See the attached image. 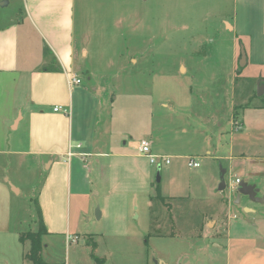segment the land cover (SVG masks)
Listing matches in <instances>:
<instances>
[{"label":"rangeland","instance_id":"374dc122","mask_svg":"<svg viewBox=\"0 0 264 264\" xmlns=\"http://www.w3.org/2000/svg\"><path fill=\"white\" fill-rule=\"evenodd\" d=\"M20 2L0 0V27L20 15ZM259 8L258 0H76L81 83L70 142L100 155L78 157L48 230L40 195L51 158L0 153V264H32L29 241L19 237L41 224V257L50 264H96L93 256L104 264H264V203L235 202L230 168L218 189L228 159L198 160L194 168L186 158L232 148L245 155L233 161L236 173L255 174L240 178L264 193ZM22 128L6 147H25ZM141 140L152 142L154 155L169 154L170 164L150 163L137 150ZM206 220L216 221L215 233Z\"/></svg>","mask_w":264,"mask_h":264},{"label":"crops","instance_id":"0c3cea01","mask_svg":"<svg viewBox=\"0 0 264 264\" xmlns=\"http://www.w3.org/2000/svg\"><path fill=\"white\" fill-rule=\"evenodd\" d=\"M10 1L14 0H8L7 5ZM20 1L21 5L17 10L20 15L0 27V153H26L51 158L47 166L51 172L49 183H44L40 195L43 220L50 230V224H53L51 206L63 198L64 181L65 183L69 181L73 166H78L80 162L78 157L100 154L90 150L85 153L86 151H80L84 147L80 141L75 148L70 142L73 93L77 89L76 85H79L68 83L69 75L74 74L79 77L74 70L78 56L74 40L76 0ZM258 3L260 4L258 20L261 28H264V0H258ZM224 22L229 30L234 29L235 25L228 20L224 19ZM81 50L85 55L86 50L84 48ZM131 59L132 62H137L134 58ZM55 107L61 109L54 111ZM236 124L238 127L242 126L238 119ZM21 126L22 131L26 132L25 147L21 150L6 147L12 140L11 133L18 132ZM210 139L211 137L209 141ZM147 141L150 142L151 149L152 142ZM205 154L209 156L197 154L186 158L188 161L191 159L197 162L198 160L203 162L206 158L211 160L225 158L229 160V167L225 170L228 172L229 168L231 169V178L236 174L235 178L240 182L243 180L240 178L243 175L250 179L256 177L255 174L247 173L244 169H241V172L244 170L242 175L236 173L237 163L233 161L237 159L243 161L245 155L235 154L232 148L225 156L219 155L221 154L219 149L215 153L206 149ZM156 155L169 158V162L172 159L166 153H156ZM172 156L177 157L176 154ZM0 187L2 188L1 185ZM14 188L15 193L18 194L20 190ZM244 209L246 212H254L247 208V205H244ZM55 213L60 211L57 212L55 209ZM55 217L62 220L60 215ZM252 220L254 219L248 218L247 221ZM206 221L207 229L217 228L215 220ZM210 224L213 228L209 227ZM201 232L204 235L207 233L206 229H201ZM215 232L213 230L210 233Z\"/></svg>","mask_w":264,"mask_h":264},{"label":"water","instance_id":"95a60500","mask_svg":"<svg viewBox=\"0 0 264 264\" xmlns=\"http://www.w3.org/2000/svg\"><path fill=\"white\" fill-rule=\"evenodd\" d=\"M240 57H241L240 65L243 66L244 61H245V52H244L243 48L241 49ZM263 92H264V84H262L260 81H258V83H257V95H261ZM159 169H160V165H157V179H156L157 182H159V180H160ZM225 172H226L225 168L221 169V171H220V179L221 180H220V183L218 185L219 190H223L226 188V183H225V179H224ZM12 190L14 192H16V189L14 187L12 188ZM235 190H236L235 197H236L237 203L240 202L241 196L247 197L252 202L264 203V193L259 195L260 190L257 188V186L255 184H250V183L242 180L237 184ZM160 263L164 264L162 261H160Z\"/></svg>","mask_w":264,"mask_h":264},{"label":"trees","instance_id":"16d2710c","mask_svg":"<svg viewBox=\"0 0 264 264\" xmlns=\"http://www.w3.org/2000/svg\"><path fill=\"white\" fill-rule=\"evenodd\" d=\"M46 227L41 224L40 228L34 232H26L22 233L19 237V241L24 243L25 241H29V251L26 254V257L32 262V264H50L44 261L41 257V235L46 233ZM96 264H104V260L97 256H93Z\"/></svg>","mask_w":264,"mask_h":264},{"label":"built area","instance_id":"2783aa9c","mask_svg":"<svg viewBox=\"0 0 264 264\" xmlns=\"http://www.w3.org/2000/svg\"><path fill=\"white\" fill-rule=\"evenodd\" d=\"M68 83L70 85L80 84L81 80L79 77L72 74V75L68 76ZM60 109H61L60 107H55L54 111H57ZM78 147H79V145H78ZM137 150L140 154L146 155L149 158L150 163H156L158 161L157 159H160V161L164 162L165 164L169 163V158H167L165 156H156V155L151 153L150 142L147 140H141V142L139 143V145L137 147ZM157 165H159V163ZM188 165L195 168V167L199 166V162L189 159ZM238 183H239V179H236L234 182L230 183L229 184L230 189H236V186Z\"/></svg>","mask_w":264,"mask_h":264}]
</instances>
